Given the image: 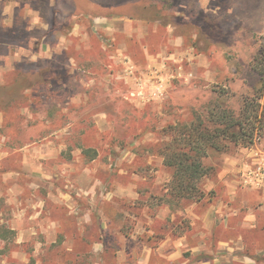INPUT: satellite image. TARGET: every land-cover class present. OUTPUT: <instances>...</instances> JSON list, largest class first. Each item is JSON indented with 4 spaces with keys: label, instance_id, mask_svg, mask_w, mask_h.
Segmentation results:
<instances>
[{
    "label": "rangeland",
    "instance_id": "374dc122",
    "mask_svg": "<svg viewBox=\"0 0 264 264\" xmlns=\"http://www.w3.org/2000/svg\"><path fill=\"white\" fill-rule=\"evenodd\" d=\"M263 42L264 0H0V264H264V136L209 150L201 201L160 153Z\"/></svg>",
    "mask_w": 264,
    "mask_h": 264
},
{
    "label": "trees",
    "instance_id": "16d2710c",
    "mask_svg": "<svg viewBox=\"0 0 264 264\" xmlns=\"http://www.w3.org/2000/svg\"><path fill=\"white\" fill-rule=\"evenodd\" d=\"M251 69L258 76V83L252 95L243 98L238 110L216 99L204 117L170 122L163 128L167 139L160 153L163 163L172 171L166 193L170 199L201 201L205 197L200 181L211 170L204 163L209 150L226 151L230 144L251 147L255 139L264 136V42L251 61ZM220 95L217 93V97ZM84 152L91 160L96 157L95 150ZM14 236V229L0 225V240Z\"/></svg>",
    "mask_w": 264,
    "mask_h": 264
}]
</instances>
